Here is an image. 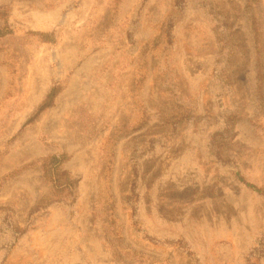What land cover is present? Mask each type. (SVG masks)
Here are the masks:
<instances>
[{"label": "rangeland", "instance_id": "1", "mask_svg": "<svg viewBox=\"0 0 264 264\" xmlns=\"http://www.w3.org/2000/svg\"><path fill=\"white\" fill-rule=\"evenodd\" d=\"M7 27L0 264H264V0H0Z\"/></svg>", "mask_w": 264, "mask_h": 264}, {"label": "trees", "instance_id": "2", "mask_svg": "<svg viewBox=\"0 0 264 264\" xmlns=\"http://www.w3.org/2000/svg\"><path fill=\"white\" fill-rule=\"evenodd\" d=\"M8 32H10L8 27L0 30V37L6 35ZM36 34L45 40H48L52 35L45 32H37ZM56 95V88H53L43 103L42 108L49 106L53 102ZM68 158L69 157L66 154H53L46 157L43 161L45 179L52 184L55 193L64 196L72 194L73 190L77 186V180L72 178L71 174L67 170L63 169V164Z\"/></svg>", "mask_w": 264, "mask_h": 264}]
</instances>
